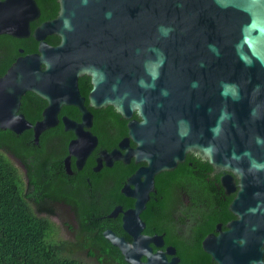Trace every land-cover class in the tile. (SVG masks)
Here are the masks:
<instances>
[{
    "label": "water",
    "instance_id": "95a60500",
    "mask_svg": "<svg viewBox=\"0 0 264 264\" xmlns=\"http://www.w3.org/2000/svg\"><path fill=\"white\" fill-rule=\"evenodd\" d=\"M58 19L32 31L41 10L36 0H0V35H33L38 52L17 58L0 77V128L33 129L35 143L55 126L61 108L75 105L74 145L87 141L94 113L79 80L93 82L89 105H113L129 119V135L109 157L145 162L130 175L123 193L135 198L123 212L132 239L112 229L104 236L131 264H177L154 251L161 236L143 233L141 213L156 191V175L173 170L194 153L239 179L231 210L239 217L211 233L203 246L219 264H264V0H61ZM56 34L58 45L47 37ZM33 92L47 102L35 123L20 112ZM137 113L140 119L133 117ZM131 140L135 146L131 145ZM96 139L94 140L95 144ZM93 145L83 154L85 158ZM234 174V175H233ZM146 256V260L142 257Z\"/></svg>",
    "mask_w": 264,
    "mask_h": 264
},
{
    "label": "trees",
    "instance_id": "16d2710c",
    "mask_svg": "<svg viewBox=\"0 0 264 264\" xmlns=\"http://www.w3.org/2000/svg\"><path fill=\"white\" fill-rule=\"evenodd\" d=\"M42 8V18L46 20L48 13L44 3L39 1ZM37 27L32 25V31ZM47 41L52 45H57L60 38L48 36ZM25 50L24 54L38 52V42L33 35L29 38L16 39L8 35H0V77H3L22 54L19 49ZM84 94V92H83ZM47 102L33 92H27L22 98L20 111L26 117L36 122L42 117V112ZM95 118L116 116L120 119L121 115L114 110L96 109L91 107ZM64 112L72 116H79L75 107L64 108ZM50 129L45 130L40 135L39 143H35L33 129H26L22 133H17L11 129L0 128V264H95L91 255L104 253L105 258H114V263L110 264H130L122 254L121 250L104 236V231L112 228L118 234L129 235L122 228L121 217L108 216L117 204L124 207L134 205L135 198L125 195L121 187L129 174L136 171L138 164L132 162L125 164L117 162L116 172L118 175L117 186L113 189L99 185L97 190L101 192L98 197L89 195L82 187L69 191V197L80 203L81 228L75 230L77 241L57 239L51 237L54 230V223L47 215H42L38 210H43L39 205L35 207L25 192L24 177L20 168L6 155V152L13 154L21 159L29 168L30 180L36 182L41 178L47 167L51 166V153L45 146V138ZM59 132V131H58ZM124 131H119L120 139ZM34 155L36 160L30 162L28 156ZM27 157V158H26ZM188 158H193L189 156ZM200 164L206 165L209 169L212 165L208 161L199 159ZM189 163H180L177 168L189 167ZM162 171L156 175V188L159 200L154 198L148 202V209L142 213L143 219H149L148 229L157 231L167 230V239L173 242L175 230L173 229L172 216L175 212V191L179 176L187 177V170L178 172V169ZM185 171V172H184ZM44 182L49 183L44 180ZM96 184L100 183L95 177ZM42 189V187H39ZM215 189V188H214ZM43 196H48L52 200L65 198V184L63 186H43ZM78 192L77 193H75ZM213 189H210L211 195ZM45 198V197H43ZM220 197L214 196L211 201L210 211H205L207 217L204 230H199L196 246L200 253L201 239L209 231L213 230L217 221L226 219L228 203L222 202ZM41 199V198H39ZM46 201L56 204L50 199ZM77 202V203H78ZM220 203V208L215 205ZM212 209V210H211ZM76 249H80L81 254L73 255ZM196 252L199 254V252ZM90 253V254H89ZM109 261V260H108Z\"/></svg>",
    "mask_w": 264,
    "mask_h": 264
},
{
    "label": "flooded vegetation",
    "instance_id": "af4514ba",
    "mask_svg": "<svg viewBox=\"0 0 264 264\" xmlns=\"http://www.w3.org/2000/svg\"><path fill=\"white\" fill-rule=\"evenodd\" d=\"M1 1L5 2L6 0H1ZM36 1L39 7H40L39 1L44 3L46 11L48 13V18L46 20H43L42 8L40 7L41 14L37 19H35L31 23V26L33 24H36L38 27L43 22L54 21L59 18L62 10L61 0H36ZM50 36L59 37L56 34ZM79 85L82 95L86 97V104L91 109V106L89 105L90 94L94 87L91 77L89 76L81 77L79 80ZM70 107H75L78 110L79 116H72L69 113L63 111L64 108L66 109ZM104 108H107L109 110L112 109L116 113H118L113 105L103 106L96 109H104ZM64 116H68L72 120L82 122L81 112L77 106L65 104L61 108V111L59 113V118H60L59 122L55 126L49 128L50 133L47 134V137L45 138V146L49 148V151L51 153V166L47 167L48 169L45 170L41 178L36 179V182L34 183L31 182L30 177L28 176L29 168L25 165V163L21 159L15 157L13 154L8 152H6V155L9 158H11V160L16 164V166L20 168V172L25 180L24 181V185L26 186L25 192L28 196V199L32 201L35 207L39 208L40 205L43 208V210L37 209V211H39L42 215L49 216V218L53 221L54 223L53 226L55 228L54 230L51 231V237L57 239L72 240L76 242L77 238L75 236V230L81 228L80 203L77 200L74 201L69 197V191L82 187V189L86 190L87 193H89V195H92L93 197H98L99 195H101V192L97 190V187H99V185L109 189H113L117 186L118 175L116 172V167L118 161H122L125 164H131L132 162H134L138 164L137 168L145 164V162L138 163L135 161L134 157L131 158L130 162H125L122 159L113 160L111 157H109V154L113 150L120 148L121 140L129 135V125H128L129 119L123 117L122 115L120 119H117L116 116L95 118L94 115L92 125L85 128V130L91 132L93 135L89 137L87 141H83L81 143H78L77 145H74L73 152L71 151V144L74 140H76L78 135L74 128L67 126V123L71 121L67 120L66 118L64 121L63 119ZM133 117L140 119L137 113H135ZM119 131L125 132L120 139L117 138ZM95 139L96 142L95 144H93ZM92 145L93 147L91 151L85 158L83 153ZM131 145L132 146L136 145L133 140H131ZM189 156L193 158H191L190 160V158H188ZM28 157H29L28 160L30 162H34L36 160V157L34 155ZM199 159L203 161H207L202 159L200 156L195 155L194 153H188L185 161L181 163L188 162L189 167H182V168H177L178 166L176 167L178 169V172L183 171L184 169L187 170L186 173L188 174V176L186 178L179 176V179H177V186L175 191L176 208L171 219L172 221L170 222L173 226V229L175 230V236L173 238V242L168 241L167 230L157 231V225L153 226L154 229H148L150 223V217L149 219H143L145 222V228L143 230V233H145L148 236L162 237V244H156L155 242L150 243V245L153 247V250L167 251L169 247H173L175 253L173 254L167 253V257L169 259L173 257H177L178 258L177 264H219V262L216 259H214L209 252L205 250L203 246V241L207 237V235L211 233L219 234L220 232L227 230L228 228H230L229 223L231 221L236 220L239 217L231 210V206H230L231 202L233 201L234 197L237 194V189H238L237 183L239 181L238 177L233 174L234 181L228 182L227 184L229 187H235L236 189L228 190L227 187L222 182V176L225 173H230V172L219 171L215 169L213 166L211 169H209L206 165L200 164ZM130 175L131 174H129L126 177L122 187L130 177ZM95 177L99 178L100 180L99 184H96ZM44 180L48 181L49 183L44 182ZM44 184L52 185V186H58V185L63 186V184H65V198L57 199V201H54V199L52 200L47 195L43 196L42 189ZM39 187H42V189ZM210 189L214 190L212 195ZM157 191L158 190L156 188V191L152 193L149 201H151L153 198L157 201L159 200V197L156 194ZM75 193L78 194V192L76 191ZM214 196L216 197L218 196L220 197L219 199L222 202L228 203L229 213L226 214L225 220L217 221L213 230L209 231L201 239V248L203 250V253H200V251H198V248L196 246V241L198 236L197 234L199 230L202 229L204 230L206 226L205 221L207 217L205 216L206 214L205 211L206 210L210 211L212 204L211 199ZM46 199H50L52 202L54 201L56 204L53 205L51 204V202L46 201ZM118 205H122V204H117L116 206ZM133 206L134 205L124 207L122 205L124 210L131 208ZM114 208L112 209V211L114 210ZM215 208L219 209L220 203L215 205ZM147 209H148V205L144 210ZM113 217H121L122 228L129 235V238H127L124 234H119V235L125 236L127 239L131 240L132 239L131 235L125 230L123 226V212H120L117 216H113ZM108 229H112V228H108ZM197 251L199 252V254L196 253ZM76 254L77 255L81 254L80 249L75 250L73 255ZM91 257L95 260V264H110L115 262L112 256L109 257L108 259L109 261H108L105 258L103 251L98 253L97 255H91ZM142 259L146 260V256H143Z\"/></svg>",
    "mask_w": 264,
    "mask_h": 264
}]
</instances>
